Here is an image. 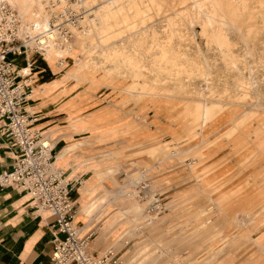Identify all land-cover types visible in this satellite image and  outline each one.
<instances>
[{"label": "rangeland", "instance_id": "rangeland-1", "mask_svg": "<svg viewBox=\"0 0 264 264\" xmlns=\"http://www.w3.org/2000/svg\"><path fill=\"white\" fill-rule=\"evenodd\" d=\"M19 1H24L22 7L29 6L27 1ZM80 1L89 10L87 19L82 22L86 35L81 34L77 38L73 36L70 53L62 57L65 65L60 63L59 56H55L56 61L50 62L51 67L56 72L62 71L65 81L75 80L77 84L88 82L93 89L101 88L107 104L114 103L119 106L117 111H127V116H142V121H148V116H154L158 130L148 142L130 148L138 150V153L129 151L124 154V159L130 163L139 160V157L147 158L151 164L150 170L145 172L147 177L143 178L142 175L139 180L138 176L142 173H138L136 178L133 175V183H139L131 184L128 176H123L125 170H120L117 177L123 176L124 179L119 180V189L105 186L94 188L88 193L87 201L79 207L75 220L83 217L92 221L101 213L106 215V206L111 199L131 194L125 192L123 186L127 185L126 190L134 191L132 186L135 185V194L130 198L138 202L130 199V205L122 207L120 213L110 219L115 222L108 230L120 232L110 244L104 245L102 252L113 249L117 253L125 247L120 254L127 251L121 257L122 264L124 260L128 264H262L264 251L258 247L261 244L257 240L254 243L252 238L248 240V236L251 234L258 238L264 234V230H252L256 222L264 225V107H259L264 106V96L257 98L253 94V87L249 82L252 77L249 67L245 68L244 82L248 95H245L243 89L233 87L234 82L231 80L218 81L217 73L213 71L217 69V65L212 66L213 70L211 65L209 67V62L222 67L224 59L233 61L230 64L232 68L236 67L235 60L238 63L247 61L246 56L250 54L239 39L240 33L226 31L228 25L224 21H230L238 30L245 32L254 11L253 0H211L207 4L209 8L205 5L209 17L204 19L198 15V25H195L199 31L203 28V35H194L191 40L181 43L175 51L176 56L167 53L153 40L160 35L155 31V25L181 21L184 11L188 13L189 19L191 0H98L89 6ZM10 2L19 9V5L18 7ZM71 2L75 3L76 0ZM32 6L30 11L37 8L36 5ZM98 6L103 9L99 12L101 24L94 28L89 20L97 12ZM84 7L80 10L69 7L66 13L59 15L63 22L60 29L64 33L70 31L66 25L68 22L77 24V19L86 10ZM230 37H237L238 40ZM210 42L221 51H229L230 55L219 54L217 50L202 52L201 48L200 51V47H206ZM189 43L196 48L191 49ZM99 44L107 47L108 53L102 57L97 51ZM195 49L204 54L205 59ZM184 53L186 55L181 56ZM33 57L38 63L48 60L36 53ZM189 57L202 61L195 80L199 84L198 88L183 86L184 81L177 79V76H189ZM14 58L19 66L25 63L24 56ZM76 62L82 64L79 79L72 76ZM111 65L115 67L110 69ZM104 67L108 69L105 70ZM202 98L211 101L207 103L211 110L206 116L202 113L205 105ZM250 104L254 109L248 111ZM113 108L116 110L115 106ZM145 127H148L147 123ZM215 128L219 130L207 135L209 129ZM157 145L167 146L169 150L189 148V156L184 157L187 154L180 153L171 159L173 169L170 172L169 169L163 170L164 168L160 171L155 164H158L163 155L153 156L148 151ZM102 157L113 156L103 154ZM109 168L114 169L112 171L115 174L117 169ZM111 170L95 169L103 171L106 177L112 176ZM166 171L173 173L172 184L157 183V175ZM147 179L150 181H146ZM206 183L218 186V189L210 190ZM142 186L145 188H141ZM91 188L86 183L82 191ZM204 188L211 200L203 192ZM255 190L256 196H253ZM163 192L167 210L161 214L148 213L147 209L153 203L154 195ZM228 194L239 196L240 212L233 210L231 201L224 203ZM137 206L139 211L122 215L118 220L122 211H131ZM147 214L153 216L154 220ZM125 224L128 226L124 227ZM240 228L242 231H238ZM123 235L132 239L119 248L114 244ZM237 238H246L247 241Z\"/></svg>", "mask_w": 264, "mask_h": 264}, {"label": "crops", "instance_id": "crops-1", "mask_svg": "<svg viewBox=\"0 0 264 264\" xmlns=\"http://www.w3.org/2000/svg\"><path fill=\"white\" fill-rule=\"evenodd\" d=\"M22 5L21 3V7ZM23 8L26 7L23 6ZM23 60L28 67L29 64H32V74L27 79L32 85L33 94L24 103L26 111L32 117L30 126L51 143L55 165L72 183L71 198L76 203L77 213L82 203L87 201L88 193L94 188L105 186L109 189H117L121 184L119 180H123L124 175L128 176L131 184L139 183V181L133 183L134 179L131 178L133 175L136 178L138 173H142L138 176L139 180L142 175L143 178L147 177L145 172L151 168L148 159L139 157V160L130 163L124 159V154L129 151L138 153V150L134 151L130 148L148 142L155 135L158 128L155 127L157 120L153 118L154 116H148V121H142V116H127L125 114L127 111H117L119 106L114 103L107 104L108 102L101 93V88L93 89L88 82L77 84L75 80L65 81V78H62L64 73L56 72L47 59L45 62L38 63L37 59H34L30 54L29 57L24 56ZM24 64L16 65L19 68H24ZM114 106L116 110L113 108ZM146 123L149 129L145 127ZM4 125L5 120H0V173L12 170L18 156L14 145L2 135L1 130ZM212 129H209L207 135L219 130ZM148 151L153 156L163 155L158 164H155L156 169H160V171L164 168L163 170L169 169L170 172L173 169L171 159L180 153L187 154L184 157L189 156V148L169 150L167 146L157 145L149 148ZM197 151L199 152V150ZM103 154H111L113 157L104 158ZM109 167L117 169L115 174L112 171L114 169L111 170ZM95 169L111 170L112 176L106 177L103 171H95ZM120 170H125V172L123 176L117 177ZM169 172L157 175V183L172 184L174 176ZM107 173L111 175L109 172ZM164 174L167 175L164 176ZM69 175H71L70 178ZM146 181L149 182L150 179ZM197 181L201 183L200 180ZM86 183L92 188L82 191ZM126 186H123L124 191L131 194L111 199L106 206L108 207L106 215L103 216L101 213L92 221H87L83 217L75 220L80 236L83 238L89 236V250L94 255L103 253L104 245L110 244L120 232L114 233L108 230L115 222H112L111 218L120 213L122 207L130 205V199L138 202L130 198L133 193L135 194V185L132 186L134 191L126 190ZM206 187L210 190L218 189V186H211L210 183H206ZM203 192L211 200L210 195L205 192V188ZM164 195V192L154 195L153 203L147 209L148 213L161 214L167 210L166 204L163 202ZM226 196L224 203L231 201L233 210L236 209L240 212L239 196L229 194ZM253 196H256V190ZM252 207H250L251 211H253ZM98 211L100 212L101 209L99 208ZM144 212L146 211L144 210ZM245 215L247 216V214ZM150 218L154 220L153 216ZM55 219L47 212L37 211L31 195L18 185L0 187V263L50 264L54 247V233L51 224L55 222ZM258 223L253 225L252 230H264V225ZM123 226L127 227L128 224ZM240 230L241 228L238 231ZM59 235L63 237V234ZM248 238V240L252 238L254 243L255 240L259 241L261 246L258 247L264 251V234L258 238H254L250 234ZM131 239L129 236L123 235L114 245L120 248L123 244L129 243ZM241 239L247 241L246 238ZM124 248L122 247L117 252L118 257L126 255L127 251L120 255Z\"/></svg>", "mask_w": 264, "mask_h": 264}, {"label": "built area", "instance_id": "built-area-1", "mask_svg": "<svg viewBox=\"0 0 264 264\" xmlns=\"http://www.w3.org/2000/svg\"><path fill=\"white\" fill-rule=\"evenodd\" d=\"M10 11L7 8L0 11V120H5L2 135L14 145L18 156L12 170L0 173V187L18 185L31 195L37 211L56 218L51 224L54 247L50 264H122L113 249L98 255L89 250V236L81 237L75 223L77 206L71 198L72 183L55 165L49 140L30 126L32 117L24 103L33 94L27 79L32 69L30 74L21 73L22 68L16 65L14 57L45 55L31 45L30 36L20 37L18 30L22 22L15 12L8 19Z\"/></svg>", "mask_w": 264, "mask_h": 264}, {"label": "bare ground", "instance_id": "bare-ground-1", "mask_svg": "<svg viewBox=\"0 0 264 264\" xmlns=\"http://www.w3.org/2000/svg\"><path fill=\"white\" fill-rule=\"evenodd\" d=\"M10 1H12L16 6L19 5L20 6V7L18 6L19 9H17ZM18 1L19 0H0V11H4L5 8L11 10L10 11L11 14L8 15V17H7L8 19H12V17H14L13 12H15V17L19 18L22 22V25H21L20 29L18 30V34L20 35V37H26L27 35L30 36L28 41L31 43L32 46L41 49L45 55V58L47 57V59L50 62H55L56 61L55 56H59L60 60H61L60 63L65 65L66 62H65V59H63V58L66 54L70 53L71 45H73L71 43V41H73L72 40L73 36H75V38H77L81 34L86 35V29L84 28L82 22L85 19H87L86 15L88 14L89 10L87 8H85L84 6H82L80 0H76L75 3L74 2L72 3L71 0H41V1L35 0L34 2H33V0H25V1H27L26 4L29 5L26 8L21 7V5L19 3V2H21L23 4L24 1H19V2ZM82 1H83L82 3L86 4V6L87 5L89 6L90 4L95 3L98 0H82ZM210 1L211 0H191V4H190L191 6L189 8V19L187 18L188 13H185V11H184V14L182 15L184 18L181 21H178L175 23H173L174 22L173 21V22H168L167 24L161 23L160 25H158V24L155 25V31H157V33H160V35H157L153 40L156 42L157 45H159L161 48L165 49L167 53L169 52V53H171L172 56L173 55L176 56L175 51L179 48V46H181V43H183L184 41H187V40H191L194 35H203V28L201 31H199L195 28V25L198 23V20H199V19H197L198 15L203 16L204 19L209 17V12L206 10L205 5L207 6V4L210 3ZM32 2H33V4H31ZM211 4H212V2H211ZM32 5L33 6L36 5L37 8H34L32 11H30V8ZM253 6H254V11L252 13L250 24L247 26V28H245V32L238 30V28L235 25H233L230 21H228V20L224 21V24L228 25L226 31H228V32L238 31L240 33L241 36L239 39L243 43V47H245L244 49H246L248 51V53L250 54L249 56H246L247 61H245V62L241 61V63H238V61L235 60V64H236L235 68L230 67V64L233 61L229 62L225 59L222 63V67L218 66V64H216V63H212L209 61L208 62H209V67H210V65H211V67L213 65H217L216 66L217 69L213 70V67H215V66H213L212 70L217 73V80L218 81H224L225 79H227L228 81L229 80L233 81L234 82V84H232L233 87H235L236 89L237 88L243 89L244 93H246L245 95H248V91L246 89H244V82L246 79L245 68L249 67L251 75H252V77L249 81L250 85L253 87L252 92H253V94H255V97L260 98L262 95L264 96V79H263L264 74H262V72H264V0H253ZM69 7L74 8V9H79V10L81 9V7H84L86 10L84 12H82L81 13L82 16H80L77 19V21H78L77 24H75V22L69 20L70 22H68L66 25H68L67 28L70 31L63 34V30L60 29V26H63V22L61 20L62 17H59V15L62 13H66V10ZM60 10H61V13H59ZM100 10H101V7H99L97 9V12L94 15L91 14L92 16H91L89 22L91 23V25L94 28H98V25L100 23V21H99ZM210 10H211V8H210ZM175 11H177V10H175ZM235 11H236V9H235ZM235 11H233V12H235ZM236 17H237V15H236ZM54 18H57V19H54ZM180 19H181V17H180ZM200 21H204V20L200 19ZM203 24L201 23V25H203ZM63 29H65V28H63ZM145 30L147 31L148 29L145 28ZM195 38H198V36ZM230 38H232L233 40H235V39L238 40L237 37H230ZM198 44L199 43H196V45H198ZM194 45H195V43H194ZM187 46L188 45L186 44V47ZM201 46H203V45H201ZM189 47L191 49L196 48V46H192L191 43H189ZM121 49H123V48H121ZM106 50H107V47L99 44L97 51L101 57L105 53H108V52H106ZM201 50H202V52L203 51H211V50H212V52H214L213 50H217L219 52V54L224 53V55H225V53H226L227 55H230L229 51L224 50V49L221 51V49H219L217 46L212 44V42H210V44H208V46H206V47H200V51ZM195 51H196V49H195ZM200 51L198 52V49H197L196 52L201 53ZM212 52H210V53H212ZM197 53H196V55H197ZM210 53H208V54H210ZM185 55L186 54L184 53L181 56H185ZM200 55H202L204 58V54L201 53ZM193 56H195V55H193ZM205 56H207V55H205ZM208 57L210 58V56H208ZM10 58H12V56H10ZM195 58L189 57V63H188L189 64V76L188 75L177 76L178 81H180V82L184 81L183 86L189 85V86H194V87L198 88L199 84L195 80L197 78V75H198L197 72L200 69L199 67H200L202 61L200 62V60L195 59ZM249 58L252 60H249ZM14 60H15V58H14ZM211 60H213V59H211ZM214 60H215V57H214ZM58 61H59V59H58ZM208 62H206V63H208ZM86 63H87V61H86ZM123 65H121V66H123ZM171 66H173V65H171ZM114 67H115L114 65H111L109 68L113 69ZM207 67H208V65H207ZM218 67H220V68H218ZM253 67H255L256 70L253 69ZM81 69H82V64L76 62V67L73 70L74 72H73L72 76H74V78H78L79 77L78 73ZM103 69L107 70L108 67H104ZM170 72H172V71H170ZM21 73L30 74L31 73L30 66H29V70H28V65L24 64V68H22ZM181 73H182V71H181ZM180 74H178V75H180ZM161 76H164V75H161ZM224 82H226V81H224ZM202 95H204V94H202ZM203 102L205 105L203 106V112L202 113L204 116H206L211 110L207 106V103L211 102V101L206 100L204 98ZM259 107L263 108L264 106H259ZM247 108H248L247 110L250 111V110L254 109V106L252 104H250ZM261 110H263V109H261ZM50 145H51V143H50ZM51 147H52V145H51ZM67 179H68V177H67ZM136 211H139V206L134 207L133 209H131V211H122L123 213L118 215V220H120L119 218H121L122 215H125V214L129 215L130 213L133 214ZM137 225H139V224H137ZM123 260H124V258H123ZM123 262H124V264H128L125 260Z\"/></svg>", "mask_w": 264, "mask_h": 264}]
</instances>
